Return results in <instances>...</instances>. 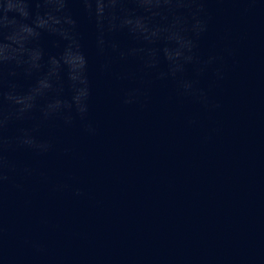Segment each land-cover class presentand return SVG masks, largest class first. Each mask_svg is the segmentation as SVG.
<instances>
[{
    "label": "water",
    "instance_id": "95a60500",
    "mask_svg": "<svg viewBox=\"0 0 264 264\" xmlns=\"http://www.w3.org/2000/svg\"><path fill=\"white\" fill-rule=\"evenodd\" d=\"M245 7L209 4L214 20L201 52L230 45L238 62L226 58V79L212 89L220 110L178 96L172 82L152 85L147 109L126 107L122 85L93 71L98 134L79 124L44 129L57 151L12 154L48 176L17 177L24 190L5 191V250L16 264H264V0L254 13ZM82 26L95 66L91 30ZM190 116L197 127L187 125ZM58 183L70 188L54 191ZM72 186L85 196L74 197ZM26 240L46 252L37 255Z\"/></svg>",
    "mask_w": 264,
    "mask_h": 264
},
{
    "label": "clouds",
    "instance_id": "9594fccd",
    "mask_svg": "<svg viewBox=\"0 0 264 264\" xmlns=\"http://www.w3.org/2000/svg\"><path fill=\"white\" fill-rule=\"evenodd\" d=\"M213 2L225 0H0V261L16 264L4 243L6 189L11 185L24 190L23 183H14L17 177L48 180L46 173L19 164L12 154L45 157L57 151L55 136L42 138L44 129L79 124L86 135L98 134L91 120L93 71L122 85L121 103L126 107L147 109L152 85L172 82L178 96L205 111L222 108L212 89L226 79V58H232L233 67L238 62L230 45L220 51L214 45L207 55L201 52L214 20L209 8ZM233 2L246 5L245 14L260 5V0ZM85 20L95 66L86 49ZM221 40H228L227 32ZM130 64L136 65L134 71L127 69ZM209 76L208 87H202ZM187 125L197 127L198 118L190 116ZM70 151L65 148L64 154ZM69 188L58 183L53 190ZM71 192L76 198L85 196L80 187L72 186ZM25 243L37 255L46 252L39 241Z\"/></svg>",
    "mask_w": 264,
    "mask_h": 264
}]
</instances>
